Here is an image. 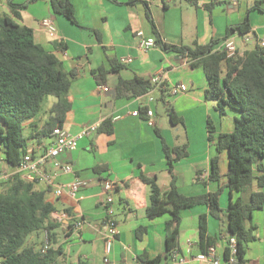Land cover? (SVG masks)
Returning <instances> with one entry per match:
<instances>
[{
	"label": "crops",
	"instance_id": "obj_1",
	"mask_svg": "<svg viewBox=\"0 0 264 264\" xmlns=\"http://www.w3.org/2000/svg\"><path fill=\"white\" fill-rule=\"evenodd\" d=\"M78 25L54 12L51 0H0V17L7 16L34 32L37 44L54 53L68 72H75L70 89L72 108L67 114L64 130L77 135L84 128L110 122L113 133L96 132L81 140L75 150L48 160L42 172L52 176L53 185L39 177H30L35 190L45 193L56 212L54 222L60 224L59 244L63 253L61 264H105V239L107 197L113 198L118 235L113 243L109 259L116 264H145L140 258L153 260L166 252V224L171 215L149 220L146 209L150 190L141 175L156 178L160 189H170L171 174L164 151L163 140L170 148L187 145V156L174 163L178 191L187 197H195L217 191L219 184L208 180L211 160L217 155L214 143L209 141L207 121L210 118L217 134L234 130L237 112L225 109L221 116L217 102L208 100V80L203 68H192L191 61L177 53L160 47L144 50L140 46L138 32L146 38H155L152 22L160 39L169 45L193 48L196 43L209 45L212 41H224L232 26L243 23L249 17L252 37L264 40V0H71ZM260 3L262 10L252 9ZM26 4L25 7H21ZM211 6V7H209ZM45 18H52L57 33L52 35L42 26ZM239 54L251 47L243 38L234 34ZM217 45L215 48H217ZM131 59V62H122ZM116 60L123 67L111 72L102 80L94 72L110 71L109 62ZM161 75L167 86L185 84L188 91L166 96L168 106L174 108L184 123L173 126L167 108L161 101V90L152 89L141 97L117 99L116 85L120 79L139 77L151 80ZM107 88L108 90H104ZM115 92V97L111 92ZM55 99V98H54ZM56 102L52 101L49 108ZM163 106L166 118L161 115ZM48 108V110H49ZM155 111V126L147 123L143 109ZM138 111L139 116L133 113ZM48 117L47 111L25 123V136L29 137V154L38 158L53 144L54 138L37 140L33 134L40 131ZM159 131V134L157 133ZM222 183H227L228 152L220 154ZM71 165L72 172L64 167ZM18 168L9 166L0 149V193L4 183L17 174ZM75 178L83 179L87 186L73 200L67 195L56 196L55 188ZM106 182L114 183V189L106 192ZM230 191L225 189L220 199L222 221L209 213L205 205L182 211L179 252L168 264H204L197 259L201 253L199 243V218L208 216V233L217 238L221 264L226 246V210L230 203ZM74 213L80 229L67 228L68 212ZM255 213L262 217L264 211H255L253 223L257 226V240L247 251L248 264H264V234L255 222ZM75 226V225H74ZM259 226V227H258ZM146 231L138 237V229ZM164 264V263H162Z\"/></svg>",
	"mask_w": 264,
	"mask_h": 264
},
{
	"label": "trees",
	"instance_id": "obj_2",
	"mask_svg": "<svg viewBox=\"0 0 264 264\" xmlns=\"http://www.w3.org/2000/svg\"><path fill=\"white\" fill-rule=\"evenodd\" d=\"M189 2L197 3L195 0ZM51 4L55 13L78 25L71 0H51ZM260 8V3L254 2L248 12ZM152 25L158 47L187 57L192 68L204 69L209 84L206 97L217 102L219 114L225 115V109L230 108L237 112L238 117L230 133L217 134L213 121L210 118L207 121L209 141L214 143L217 150V155L211 160L208 178L210 182L219 184L214 193L187 197L178 191L174 163L187 156L188 146L170 148L163 140L171 174L170 189L163 192L156 178L142 174L141 179L150 190L147 218L153 220L171 215V220L166 224L167 249L163 256L153 260L141 257L140 260L145 264H168L172 260L180 248L181 213L184 210L205 205L211 216L222 221L220 199L225 189H229L231 200L226 210L224 258L227 264H230L233 256L236 264H248V246L258 239L253 214L264 211V43L254 36L251 47L243 54L228 57L226 52L215 48L221 40L212 41L206 46L196 43L193 48L172 46L160 39L153 22ZM236 33L242 38L253 35L249 17L229 28L224 40ZM109 64L110 71L99 69L94 72L97 79L102 80L107 74L118 72L123 67L116 60ZM75 78L76 73L68 72L54 53L36 43L32 29L16 23L10 17H0V149L9 166L19 167L29 154V137L25 136L24 125L39 116L43 102L49 97L55 98L56 102L47 111L48 117L40 131L32 138H54V131L64 128L67 114L72 108L70 89ZM152 89L151 80L139 77L120 79L116 85L117 99L129 95L141 97ZM160 90L161 101L167 108L172 125H182L183 118L167 105L169 91ZM143 112L147 113V108ZM98 131L111 134L113 127L107 121ZM223 152H228L229 156L225 185H221L220 154ZM4 186L5 190L0 193V264H61V226L52 219L55 206L46 199L45 193L35 190L34 184L19 174L6 181ZM68 217L67 228L72 231L74 213L69 211ZM207 220V214L199 218L198 246L201 253L217 243V238L208 233ZM145 231V227L138 229V237ZM45 232L49 235L51 247L43 252L41 248ZM231 239L236 241L235 254L230 247Z\"/></svg>",
	"mask_w": 264,
	"mask_h": 264
},
{
	"label": "built area",
	"instance_id": "obj_3",
	"mask_svg": "<svg viewBox=\"0 0 264 264\" xmlns=\"http://www.w3.org/2000/svg\"><path fill=\"white\" fill-rule=\"evenodd\" d=\"M41 26L50 34L55 35L57 33V27L52 18H45L41 22ZM138 36L141 38L140 46L144 50L157 47V42L155 38H146L143 32H138ZM252 35H247L243 37L244 43L248 44L252 42ZM264 43V40H260ZM219 51L226 52L228 57H234L239 54V49L234 37H230L224 40L217 48ZM122 62H131V59H123ZM153 89H163L169 91L170 95H179L186 93L188 88L185 84H178L173 87H168L161 75H156L151 79ZM104 90H108L104 88ZM134 116H139L138 111L133 113ZM147 123L150 126H155V111L147 109ZM100 128L99 124H94L84 128L77 135H71L63 129H56L54 131V142L48 148V150L38 158L32 157L27 154L22 164L17 167L18 172L24 180H28L30 177H39L40 179L46 181L49 185H53L52 176L42 172V168L48 160H54L59 158L62 154L68 151L75 150L81 140L91 136L92 134L98 132ZM65 171L72 172L73 167L67 165L64 167ZM87 186V182L80 178H75L74 180L65 183L63 185L57 186L55 188L56 196L67 195L69 198L75 200L78 197L80 190ZM114 183L106 182L104 189L109 192L114 189ZM106 232L104 235L105 239V264H116L109 259V255L112 251L113 243L118 235L117 222L115 220V209L113 207V198L111 196L107 197V208H106ZM83 226L81 221H78L74 228L80 229ZM44 243L42 246V251L46 252L50 247V239L47 232L44 233ZM230 247L233 250V254L236 253V241L231 239ZM197 259L204 264H221V257L218 254L217 246H210L205 253H200ZM230 264H236V258L233 256L230 260Z\"/></svg>",
	"mask_w": 264,
	"mask_h": 264
},
{
	"label": "rangeland",
	"instance_id": "obj_4",
	"mask_svg": "<svg viewBox=\"0 0 264 264\" xmlns=\"http://www.w3.org/2000/svg\"><path fill=\"white\" fill-rule=\"evenodd\" d=\"M55 99L53 97H49L48 99H46L43 104H42V109H41V112H40V115H42L45 111H48V108H49V105L52 101H54ZM159 110H160V113L162 116H164L166 118V113H165V110H164V107L163 106H159ZM262 217H264V213L262 215ZM262 219L261 217L259 216V213H255V222L259 224L260 226V229H261V232H260V235H263L264 234V223L261 222ZM264 221V220H263ZM258 226V227H259Z\"/></svg>",
	"mask_w": 264,
	"mask_h": 264
},
{
	"label": "water",
	"instance_id": "obj_5",
	"mask_svg": "<svg viewBox=\"0 0 264 264\" xmlns=\"http://www.w3.org/2000/svg\"><path fill=\"white\" fill-rule=\"evenodd\" d=\"M111 94H112V96H113V97H115V92H114V91H113V92H111Z\"/></svg>",
	"mask_w": 264,
	"mask_h": 264
}]
</instances>
